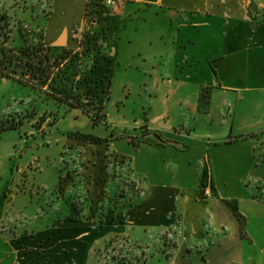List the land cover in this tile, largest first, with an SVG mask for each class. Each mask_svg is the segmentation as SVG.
<instances>
[{
	"label": "crops",
	"instance_id": "crops-1",
	"mask_svg": "<svg viewBox=\"0 0 264 264\" xmlns=\"http://www.w3.org/2000/svg\"><path fill=\"white\" fill-rule=\"evenodd\" d=\"M87 2L51 0L43 23L46 46L57 53L85 49L88 40L100 46L90 85L102 91L115 81L123 45L142 38L147 47L157 44L156 51H139L136 67L138 84L152 92L145 101L149 110L163 105L166 89L187 97L174 102L169 116L177 123L168 131L149 127L142 140H131L133 154L104 137L94 136L104 144H92L68 133L45 212L16 213L19 196L7 197L3 184L0 264H100L114 237L133 236L130 226L158 232L165 263L144 264H264V0H117L92 27L84 22ZM37 106L19 101L5 120L13 127L2 132L20 129L23 120L43 132L29 121ZM26 145L14 147L10 162L26 155ZM143 153L153 155L149 164ZM77 199L85 207L72 220L69 203ZM225 200L236 201L248 242ZM163 235L167 242L161 243ZM134 239L147 248L141 242L148 239Z\"/></svg>",
	"mask_w": 264,
	"mask_h": 264
},
{
	"label": "rangeland",
	"instance_id": "rangeland-1",
	"mask_svg": "<svg viewBox=\"0 0 264 264\" xmlns=\"http://www.w3.org/2000/svg\"><path fill=\"white\" fill-rule=\"evenodd\" d=\"M50 9L51 0H0V49L5 53L10 52L12 49L18 53L20 49L27 48V46L43 45V23L48 18ZM148 18L153 19L152 16H148ZM156 45L151 48L150 46L147 47L142 38L137 44L123 45V62L121 67H117V65L114 67L116 72L113 69L115 81L110 85V90L101 91L93 85H86L83 77H75L72 80L73 86L77 87L78 92L82 94H80V100L78 101L79 105H83V100L86 98L92 100L88 95V91L104 98H106L105 96L109 91L108 99H106L103 108L106 118L96 124H94L91 117L86 116V114L83 115L84 113L80 109L70 108L68 103L71 101L64 103L63 100L53 99V92L56 91L53 88L59 89L57 85H59L61 79L56 75L57 71L55 69L53 70L54 75H51L50 78L56 81L50 80L41 86L36 82H33L31 86H24L11 80L2 81L0 79V194H2L1 186L6 184L9 186L8 190L10 191L9 194L6 193L7 197L10 195L19 196L15 205H13L16 213L19 211L24 213L37 211L40 214L46 211L45 202L58 180V169L62 165L61 158L63 157L61 153L68 133L104 137L109 143H114V147L123 150L125 153L133 154L135 151L133 142L142 140L143 134L147 133L146 131H149L150 128L157 130L160 128L168 131L172 123H177L174 116L169 115L173 113L176 106L174 102L178 103V100L186 98L187 92L182 90L177 92L172 89L164 90L163 93H166L168 98L164 100L163 105L157 103L156 108L150 111L145 101L150 100L151 97L149 96L152 92L138 84L141 74L137 73L136 67L142 64V58L138 55L139 51L144 53V47L150 50L147 52L156 51ZM97 49L101 51L100 46H94L87 52L85 51V54L83 52L81 54V51L74 49L73 51L78 54L79 58H74L76 60L71 64L74 54L66 56V59L62 62L64 72L69 75L72 69L69 68L67 71L66 68L74 65V70L79 69L81 73L87 74L89 69L95 66L98 56ZM57 54L59 53L52 51L51 62ZM105 91L106 93H103ZM21 100L23 102L30 100L33 106L38 105L37 114L34 113L33 108L31 111L32 120L31 118L28 120L37 129L41 128L43 132H36L35 129H31L27 120H23L20 129L2 132L5 128L13 127L14 123L5 122V120L9 118L8 114H11L8 112L15 108ZM98 102L94 100V106H87V109L93 110L94 108V110H97ZM43 111L45 112L43 113ZM165 112L167 114L164 118H161L159 115ZM155 119L158 120L155 121ZM49 125L52 127L49 128ZM178 125L177 128L182 130V127ZM29 131H32L33 134L29 133L27 135ZM152 136L158 138V133H153ZM24 142L27 143L26 155L21 159L17 157L16 162H10V155L14 154L15 151L14 147L19 150ZM143 155L144 161L147 160L149 164L153 155L150 154L149 157L144 153ZM77 157L78 155L75 156L76 161ZM71 160L70 162L67 157V166L71 167L73 165V158ZM26 163L29 165L27 169L24 166ZM42 169L43 171H40ZM125 183L127 185L131 184V182ZM23 184L25 185L24 190H22ZM47 188L48 190H46ZM135 190L137 191V189ZM24 205H26V208H23ZM42 209L43 211H41ZM37 222L39 225L41 224L40 220ZM128 229L133 235L130 237V241L128 240V242L127 239L124 240L121 237H114L113 243L111 242L109 245L110 251L105 252L106 258L103 257L100 264H121L123 262H113L111 260L112 256L118 257L119 260L125 259L123 264H143L142 262L145 259L148 263L158 259L165 263V258L158 253L159 247L155 243L158 232L148 235L142 233L139 227L134 229L130 226ZM136 236L140 237L141 240L148 239V242H141L142 245H147V248H143V246L141 249L135 247L136 241L134 238ZM165 238L166 235H163L161 243ZM244 240L247 241V239ZM131 242L132 244H130ZM168 242L167 245L171 246L172 243ZM141 252L145 254V257L141 256ZM102 255H104V252ZM144 263L146 262L144 261Z\"/></svg>",
	"mask_w": 264,
	"mask_h": 264
},
{
	"label": "trees",
	"instance_id": "trees-1",
	"mask_svg": "<svg viewBox=\"0 0 264 264\" xmlns=\"http://www.w3.org/2000/svg\"><path fill=\"white\" fill-rule=\"evenodd\" d=\"M89 9H90V14L93 16V19L95 20V22L90 25L91 27L96 25L103 19H105V17L101 16L102 7L100 6L99 2H91ZM43 39L44 38L42 35L43 45L31 46V47L27 46V48L24 47L20 49L18 53H16L13 49L8 53H5L3 50L0 49V79L11 80L24 86L25 85L31 86L33 85L32 84L33 82H36L39 83V85L41 86L46 84L50 80L56 81L50 78L51 75H54L53 70L55 69L57 71L56 75L58 77H61V79L59 80V85H57L59 89L53 88L54 90H56L55 92H53V96H52L53 99L57 101L63 100L64 103H68V101H71L70 103H68L70 108L80 109L82 113L92 118L94 124H96L99 121H103L104 114L102 112L105 104V98L103 96H98V94H92L91 91H88L89 93L88 95L91 97L90 99L92 100L86 98L85 100H83L84 104L79 105L78 101L80 100L79 98L82 94L78 92L77 87L73 86L72 84V80H74L75 77L76 78L83 77V81L85 82L84 84L90 85L91 83L90 74L94 66L91 69H89V72H87V74L81 73L79 69L74 70L75 67L74 65L70 67L67 66L66 70L69 68L72 69V72H70V74L68 75L67 72H64L62 62L63 60L66 59V56L74 54L71 59V64H72V62L76 60L74 58H79V56H77L78 54L73 50H63L59 54H57V56H55L53 61L51 62V53L53 48L46 46L44 44ZM91 41H89V43L87 42L85 43V41H83V43H85L86 45L85 46L86 48L84 49L81 47L80 50L77 51L79 52L81 51V54L82 52L85 54V51L87 52L89 49H91V47L93 48L95 46L94 44L91 45ZM81 54L79 53V55ZM61 55H65V56H61ZM103 93H106V91ZM94 100L99 101L98 109L94 110L93 108V110H88L87 106H94L95 104L93 103ZM100 113L102 116L99 115ZM68 137L87 141L92 144H104V141L102 139H99L91 135L68 134ZM127 186H129L128 187L129 190L136 192L135 190L136 185L134 183L128 184ZM224 204L231 211V213L239 223V234L241 239H246V232H245L246 222L244 217L240 214L238 210L236 201L225 200ZM84 207H85V203L80 199L70 202L69 209L71 212V219L77 220L79 216L83 213ZM113 241L114 240H111L110 244L111 242L113 243ZM135 247L139 249L142 248L141 246L138 245H135ZM141 256L145 257V254L141 252ZM111 260L113 262L123 261L121 262V264L125 262V259L119 260V258L118 257L116 258L115 256H112ZM144 261L145 260H143L142 262L143 264Z\"/></svg>",
	"mask_w": 264,
	"mask_h": 264
},
{
	"label": "built area",
	"instance_id": "built-area-1",
	"mask_svg": "<svg viewBox=\"0 0 264 264\" xmlns=\"http://www.w3.org/2000/svg\"><path fill=\"white\" fill-rule=\"evenodd\" d=\"M48 1V0H45ZM91 2H99L100 6L102 7V17H106L110 11L117 7V0H88L85 12H84V22L85 26H90L95 22L93 16L90 14V4Z\"/></svg>",
	"mask_w": 264,
	"mask_h": 264
},
{
	"label": "water",
	"instance_id": "water-1",
	"mask_svg": "<svg viewBox=\"0 0 264 264\" xmlns=\"http://www.w3.org/2000/svg\"><path fill=\"white\" fill-rule=\"evenodd\" d=\"M59 45H61V43Z\"/></svg>",
	"mask_w": 264,
	"mask_h": 264
}]
</instances>
